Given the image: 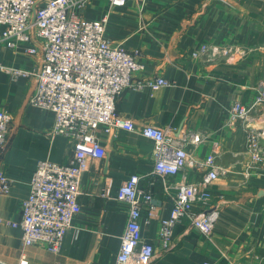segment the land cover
<instances>
[{
	"label": "crops",
	"instance_id": "obj_1",
	"mask_svg": "<svg viewBox=\"0 0 264 264\" xmlns=\"http://www.w3.org/2000/svg\"><path fill=\"white\" fill-rule=\"evenodd\" d=\"M112 6L107 0H87L81 14L106 16L105 36L139 52L144 68L134 79L158 74L172 81L151 90L127 88L116 98V109L136 126L150 123L170 133L172 129L199 132L203 140L186 143L195 160L175 175L154 174V141L137 130L113 127L95 129L105 155L88 157L79 182L80 211L62 238L57 252L38 244L25 245L22 229L5 220L20 218V204L38 160L67 162L72 143L51 134L54 112L29 102L35 78L16 76L0 68V109L10 115L9 130L0 148V168L11 180L0 193V261L6 264H115L128 205L116 198L121 183L139 174L140 185L151 189L152 208L141 204V237L154 246L149 264H264V172H245L244 121H229L233 100L250 104L264 87V0H126ZM3 26L0 25V29ZM233 45L245 54L233 61L222 55L191 56L200 43ZM0 44V65L31 68L38 56ZM262 82V83H261ZM261 83V84H260ZM250 125L262 132L264 102L253 106ZM213 152L219 166L227 168L213 183L211 206L218 209L211 236L198 231L189 218L172 228L167 248L158 241L160 219L169 215L174 187L163 181L197 182L205 169L200 159ZM108 194L105 195V190Z\"/></svg>",
	"mask_w": 264,
	"mask_h": 264
},
{
	"label": "built area",
	"instance_id": "obj_2",
	"mask_svg": "<svg viewBox=\"0 0 264 264\" xmlns=\"http://www.w3.org/2000/svg\"><path fill=\"white\" fill-rule=\"evenodd\" d=\"M87 0H0V44L15 48L25 43L28 54L38 61L28 69L5 67L13 77L33 76L34 88L29 102L54 112L51 134H62L72 143V154L67 162L38 160L29 181V191L20 204V218L5 220L22 229L25 245L38 244L50 252L60 248L66 229L80 211L77 201L79 182L86 169L88 157L105 155L95 129L102 126L108 132L113 127L137 130L154 141V174L165 179L195 162L186 150V143L203 140L199 132L162 128L145 123L136 126L133 119L116 109V98L127 88L151 90L168 86L172 81L157 75L134 79V72L144 64L136 49L112 43L105 35L106 16L87 18L81 14ZM112 6H122L126 0H107ZM191 56L209 53L222 55L233 61L245 54L244 48L233 45L200 43ZM262 83V82H261ZM260 83V84H261ZM250 104L233 100L228 108L229 121H244L245 172H264V144L261 134L250 125L248 117L253 106L264 102V87ZM10 115L0 109V148L6 141ZM205 169L197 182L169 184L174 187L169 215L160 219L158 241L167 248L173 225L187 217L192 225L207 237L211 236L219 211L211 206L212 185L227 172L219 166L215 153L205 154L199 161ZM139 174H132L121 183L116 198L128 205V217L121 235L115 264H149L154 246L141 237V204L152 208V192L140 184ZM11 180L0 168V193H7ZM108 189L105 190L107 195ZM0 221H3L0 218ZM197 264H214L204 260Z\"/></svg>",
	"mask_w": 264,
	"mask_h": 264
},
{
	"label": "water",
	"instance_id": "obj_3",
	"mask_svg": "<svg viewBox=\"0 0 264 264\" xmlns=\"http://www.w3.org/2000/svg\"><path fill=\"white\" fill-rule=\"evenodd\" d=\"M0 264H6V263H4V262L0 261Z\"/></svg>",
	"mask_w": 264,
	"mask_h": 264
}]
</instances>
